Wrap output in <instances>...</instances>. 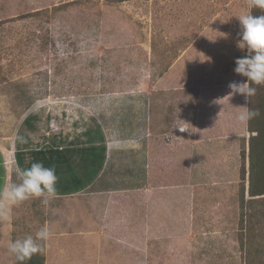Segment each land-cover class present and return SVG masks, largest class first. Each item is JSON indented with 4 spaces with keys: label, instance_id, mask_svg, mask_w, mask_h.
I'll return each mask as SVG.
<instances>
[{
    "label": "rangeland",
    "instance_id": "1",
    "mask_svg": "<svg viewBox=\"0 0 264 264\" xmlns=\"http://www.w3.org/2000/svg\"><path fill=\"white\" fill-rule=\"evenodd\" d=\"M252 10L248 0H0L2 136L14 134L18 119L33 103L45 110L47 99L58 102L73 95L71 100L88 101L91 96L85 94L95 91L138 93L134 108L147 101L154 116L151 123L162 124L156 140L169 142L173 132L166 129L174 119L175 125L189 122L184 112L176 116L174 110L182 107L174 103L183 104L186 113L196 106L198 113L201 107L215 108L214 121L213 113L207 114L212 119L211 134L225 129L220 137L225 139V150L201 147L204 156L197 163L188 162L195 168L191 175L187 171L188 176L179 166L164 163L153 168L148 180L141 149L119 148L109 163L117 176L111 181L113 187H191L188 200L182 205V195L173 191L156 194L152 202L157 196L162 202L150 208L151 215H159L151 222L161 224H152L156 227H150L144 242L139 238L141 222L135 218L133 225L140 223L133 237L137 251L117 244L115 237L100 243L73 237L59 243L52 256L41 242L44 264H264V194L253 195L250 188V140L257 131L251 132L248 123L241 125L235 118L240 106L250 108L251 97L249 101L240 94L226 97L231 82L247 81L234 72L236 59L247 55L237 46L241 32L237 16ZM162 75L167 79L160 81ZM131 107L129 102L123 109ZM62 113L54 110L57 117ZM47 116L42 114L44 121ZM219 117L222 122L217 125ZM256 122V127L262 125ZM172 130L187 136L188 131ZM203 138L205 144L212 139ZM159 144L154 150L162 152ZM172 198L177 202L172 203ZM84 203L97 207L92 199ZM70 213L75 222H68V227L81 228L84 221ZM133 213L138 218L141 210L134 207ZM43 225L40 220L28 229L19 226L13 239L34 237ZM123 228L116 226L110 233ZM127 228L131 234V226ZM109 255L115 256L113 263L106 258ZM2 264L17 262L7 251Z\"/></svg>",
    "mask_w": 264,
    "mask_h": 264
},
{
    "label": "crops",
    "instance_id": "2",
    "mask_svg": "<svg viewBox=\"0 0 264 264\" xmlns=\"http://www.w3.org/2000/svg\"><path fill=\"white\" fill-rule=\"evenodd\" d=\"M167 76L171 77L172 72ZM163 79H167L165 75L159 78L160 81ZM85 95H90L91 99L75 101L70 99L73 95L58 102L47 99L45 110L41 109L40 104L33 103L26 114L18 119L13 135L8 137L0 133V192L14 183H19L15 171L17 167L28 168L35 162L54 168L58 177L56 195L49 199L47 204L43 203V197L31 198L19 205L11 206L10 219L0 218V264L3 262L4 252L8 251L9 243L14 241L15 230L19 226L23 228L26 226L28 229L40 220L51 228L52 235L45 246L46 252L50 255L56 254L61 246L59 243L73 237L93 238V241L98 243L106 237L112 240L115 237L117 244L137 251L133 237L135 227L140 223L133 225L135 218L141 222L139 238L144 242L150 236V227L161 224L160 220L156 221L159 224L151 222L152 217L159 218V215H151L150 208L160 205L162 198L157 196L156 202H152V198L156 194L173 191L182 195V205H184L188 200L186 193L191 194L193 188L128 185L113 187L111 181L117 176L114 177V173L110 172L109 163L116 157L119 148L141 149L140 162L144 173L148 174V180H151L155 166L162 167L165 164L179 166L187 176L188 170L190 175L193 174L195 168L188 162L197 163L198 158L204 156L200 152L201 147L209 149L211 146V149L218 147L219 150H225V139L220 138L225 136V129L216 135L211 134L210 131L212 119L207 114L214 115L215 108L204 111L201 107L198 113L196 106L186 113L188 110L182 106L183 104L174 103L182 107L179 110L175 109L174 112L176 116L184 112L185 120H189L184 124L190 131L186 133V137L174 132L172 129L178 126L175 125L178 121L174 119L166 129L168 133L173 132V135L170 136L169 142H165L155 138L160 137L162 124L151 123L154 116L149 113L147 101L138 103V110L134 108L140 99L138 93L129 96V92L118 94V91H95ZM119 100H127V102L119 104ZM129 102L133 107L129 110L123 109ZM54 110L56 112L62 110L63 113L57 117V114L54 115ZM41 113L49 114L50 118L47 116L44 121ZM169 114L171 115L170 111ZM220 114L221 112H218L217 117ZM215 119L214 115L213 121ZM221 122L222 119L219 117L217 125ZM206 135L211 136L212 139L205 144L203 136L207 137ZM156 143H160L161 149L164 148L162 152L154 150ZM175 167L172 169L177 170ZM77 197L79 200L73 204V207L68 210L62 209V205ZM88 199L95 201L97 207L86 205L84 202ZM171 201L177 202V199L172 198ZM134 207L141 210L138 218L133 213ZM71 210L76 214L77 219L84 221V225L79 229L68 227V222H75L73 214H69ZM78 212H80L79 218ZM179 216L181 217V214ZM121 225L125 228L119 229L117 234L110 233L112 228ZM128 225L132 228L131 234L127 232ZM113 257L115 256L109 255L106 258H111L113 263Z\"/></svg>",
    "mask_w": 264,
    "mask_h": 264
},
{
    "label": "clouds",
    "instance_id": "3",
    "mask_svg": "<svg viewBox=\"0 0 264 264\" xmlns=\"http://www.w3.org/2000/svg\"><path fill=\"white\" fill-rule=\"evenodd\" d=\"M250 8L264 9V0H248ZM241 25L240 39L237 46L246 50L247 55L237 58L234 72L247 77L246 82H231V91L228 96L231 98L236 94L243 95L246 101L256 94V87L253 85H264V15L245 14L237 16ZM219 102V101H218ZM248 104L240 106L236 113V120L241 125L247 123L259 115L257 110H251ZM176 129L180 132L190 131L189 128L178 125ZM19 183H14L0 192V218H11V206L19 205L31 198L43 197V203L47 204L49 199L56 195V184L58 177L52 167H45L41 162L32 163L28 168L17 167L15 169ZM4 202H7L6 204ZM51 228L44 224L36 232L35 236L26 235L18 238L8 245V252L14 256L18 264H25L31 256L43 251L42 243L50 240Z\"/></svg>",
    "mask_w": 264,
    "mask_h": 264
},
{
    "label": "trees",
    "instance_id": "4",
    "mask_svg": "<svg viewBox=\"0 0 264 264\" xmlns=\"http://www.w3.org/2000/svg\"><path fill=\"white\" fill-rule=\"evenodd\" d=\"M111 1L120 2L125 0ZM67 5L68 4L65 6ZM252 15H264V9L253 8ZM253 87H256L257 91L256 94L251 97V105L249 109L257 110L259 115L248 122V129L250 128L251 132L257 131L256 134L252 135L250 140V188L253 195H259L264 194V85H253ZM256 100L257 102L255 103ZM256 120H259L262 125L256 127V125H258ZM44 262L45 257L41 251L33 254L25 264H44Z\"/></svg>",
    "mask_w": 264,
    "mask_h": 264
}]
</instances>
